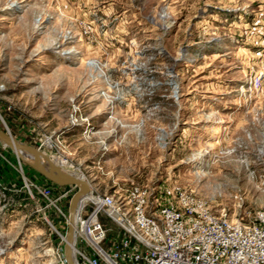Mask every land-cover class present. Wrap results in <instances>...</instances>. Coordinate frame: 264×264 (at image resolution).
<instances>
[{
    "label": "rangeland",
    "instance_id": "obj_1",
    "mask_svg": "<svg viewBox=\"0 0 264 264\" xmlns=\"http://www.w3.org/2000/svg\"><path fill=\"white\" fill-rule=\"evenodd\" d=\"M0 128L88 182L80 213L141 186L248 220L264 211V0H0ZM76 190L0 142V264H59ZM99 219L106 247L124 231Z\"/></svg>",
    "mask_w": 264,
    "mask_h": 264
},
{
    "label": "built area",
    "instance_id": "obj_2",
    "mask_svg": "<svg viewBox=\"0 0 264 264\" xmlns=\"http://www.w3.org/2000/svg\"><path fill=\"white\" fill-rule=\"evenodd\" d=\"M41 193L49 199L51 188ZM174 194L160 206H154L149 190L141 186L92 198L91 210L79 211L75 222L74 250L82 264H264V211L248 220L229 217L179 188ZM101 212L124 231L106 247ZM59 259L66 264L63 255Z\"/></svg>",
    "mask_w": 264,
    "mask_h": 264
},
{
    "label": "water",
    "instance_id": "obj_3",
    "mask_svg": "<svg viewBox=\"0 0 264 264\" xmlns=\"http://www.w3.org/2000/svg\"><path fill=\"white\" fill-rule=\"evenodd\" d=\"M0 142L19 155L20 152L30 155L31 159L19 155L20 158L40 175L59 186L74 185L77 190L72 194L68 205V226L63 247L64 259L67 264H75L71 257L70 248L74 239L73 219L78 207V202L89 192V184L82 177L69 173L55 164L53 160L40 149L24 142L17 141L6 131L0 128Z\"/></svg>",
    "mask_w": 264,
    "mask_h": 264
},
{
    "label": "bare ground",
    "instance_id": "obj_4",
    "mask_svg": "<svg viewBox=\"0 0 264 264\" xmlns=\"http://www.w3.org/2000/svg\"><path fill=\"white\" fill-rule=\"evenodd\" d=\"M19 155H23L25 158H27V159H31V156L30 155H26V154H24V153H22V152H20L19 153ZM69 173H71V172H69ZM72 174H74V173H72ZM85 196V195H84ZM83 196V197H84ZM83 197L81 198V200H79V202H78V207H77V209H76V213H75V215H74V219H73V227H74V230H75V219H76V215H77V212H78V209H79V205L81 204V202H82V200H83ZM77 220V219H76ZM70 253H71V257L73 258V259H75V257H74V248H73V246H72V243H71V248H70Z\"/></svg>",
    "mask_w": 264,
    "mask_h": 264
},
{
    "label": "crops",
    "instance_id": "obj_5",
    "mask_svg": "<svg viewBox=\"0 0 264 264\" xmlns=\"http://www.w3.org/2000/svg\"><path fill=\"white\" fill-rule=\"evenodd\" d=\"M82 204H83V200H82L81 204L79 205V208L81 207ZM79 211H80V209H78V214H79ZM74 257H76V256L74 255Z\"/></svg>",
    "mask_w": 264,
    "mask_h": 264
}]
</instances>
